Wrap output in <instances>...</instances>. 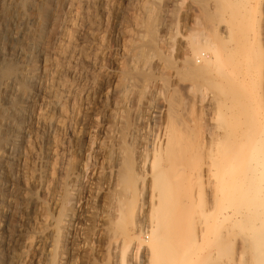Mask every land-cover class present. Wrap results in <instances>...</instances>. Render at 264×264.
<instances>
[{
  "label": "rangeland",
  "instance_id": "1",
  "mask_svg": "<svg viewBox=\"0 0 264 264\" xmlns=\"http://www.w3.org/2000/svg\"><path fill=\"white\" fill-rule=\"evenodd\" d=\"M44 1L46 0H0V3L2 2L0 8L4 6V9H0V68L11 58L21 71L27 73L28 80L31 82V88L26 92L28 95L26 93L23 94V102L18 109L20 119L16 121L22 129L20 135L21 149L28 139L32 141L33 153L31 160L37 169H39L40 164L44 163L42 159L43 152L45 154L47 151H53L63 163L73 157L77 161L78 174L75 175V180L73 179L71 193L72 196H80V208L83 211L81 214H85L88 207L90 214L96 210V204H99L98 196H102L101 193L113 185L110 182L111 180L106 177V173L109 176L111 171L116 170L117 166L113 158L114 155L117 156L120 153L117 144H115V136H117L116 123L119 120V112L122 110L119 107H122V104V108L132 107V103L129 104V102L135 100L132 96H135L133 92L136 90L145 89L160 101L164 100L165 96H167L168 99H173L172 101L175 102L179 127L181 131L183 130L184 138L187 141L189 140V144L184 146V150H177L176 154L178 158L177 156L174 159L163 156L154 160V150L150 146L153 143L154 134L149 130L144 137L146 145L144 149L143 146L139 147L141 149L138 152L141 156L140 159L137 158L142 165V175H146L143 183V196L146 202L150 196H155V193L157 194V190L147 184L150 180V166H153V161L156 164L158 162L163 166H170L173 180L177 178L176 172V174H186L187 177L189 176V189L186 188L187 190L182 192L185 195L179 193L174 196L190 197V208L187 214L193 218L194 222H198L199 228H205L204 222H206L207 218L210 215L220 213V210L217 212V208H219L218 199L221 198L219 196H224L220 190L221 181L219 178V171H221L223 165L222 158H225L235 149L234 147L231 151L228 150L230 147L228 137L232 134L244 132L250 117V122L255 128V133L257 135L260 133L264 134V0H233L237 2L241 10L247 11L249 21L254 19L253 25L247 26V20L245 18L243 20V26L247 27V29L245 28V36L247 39H250L254 54L251 56L244 54V51L229 52L221 50L216 55V60L208 69L209 71L206 72L203 83L201 80L198 82L197 80L185 79L183 76L185 67L182 66L184 65L182 63L185 57L191 56L190 45L192 42L197 43L199 41L197 44L199 50L207 49L205 54L213 55L214 52H211L209 45L211 42H216L211 31L212 25L216 30L221 28V25L229 27V11L220 10L218 5H216V0H207L208 9L215 15V19L210 22L200 15L199 7L194 0H98V8L96 7L94 17V21H97L93 23L90 35L88 30L89 17L86 15L88 13V8L85 6L86 1L50 0L52 7H55L53 9L56 12L53 11L58 16L57 21H52L53 19L50 17L45 25V32L41 38L42 42L40 41L38 45L39 42L35 43L32 41V34L37 30L38 9ZM185 1H188V6L184 5L186 4ZM145 5L152 7L159 6V13H163L159 21L160 29L157 32L159 48L156 51L145 48L147 57L136 60V50H132L131 45L136 41L139 42V39L143 36L144 31L139 21L144 17ZM190 5L196 9L192 10L193 7ZM181 17L183 18L182 20ZM193 19H198L199 24ZM85 20L86 22H84ZM206 23L208 26L205 25ZM207 37L209 40H205L208 39ZM196 39L197 41H195ZM203 40L205 41L203 42ZM231 45H233L232 42ZM104 48H107V52H105ZM159 50L161 53L163 51V54L168 57L170 64L164 63L162 55L157 53ZM56 62L57 64H55ZM134 63H137L140 68L152 72L154 76L152 80L121 78L122 68L125 65H132ZM31 67H35L34 71L30 70ZM220 67L223 69V72L226 70V73L221 71L222 74H226L229 77L234 74L233 78L241 76L240 79L244 81V83L242 82L243 85L240 84V87L236 86L235 89L242 90L241 92L244 93L242 99L247 103L245 115L238 117L235 116L236 114H232V98L227 94L232 91V88L228 84L221 83ZM236 73L238 76H236ZM246 75L247 78L245 77ZM209 76L213 78H211L213 81L209 82ZM12 85L13 83L10 80L0 82V100L2 99V102L6 95L14 94L15 90ZM124 88L125 92L123 94ZM127 89H130L129 91L131 92ZM114 90L117 93L113 92ZM125 93L126 96L124 97ZM43 94L44 96H42ZM54 94L56 95L53 97ZM101 111L103 112L101 113ZM69 130L70 132L68 133ZM48 147L51 150H47ZM197 178L198 181L196 180ZM259 188L264 189V186H260ZM216 196H218V201L216 200ZM93 197H96L95 199L97 200ZM217 203L218 205H216ZM213 210H216V212L214 211V213ZM217 214L213 216L216 217L213 224H216L217 228L220 227V229L218 228L219 230H217V228L215 229L216 226L213 227L212 221L214 218L211 217L210 225H207L206 246L205 244L203 245L204 247L202 246L204 250H200V258L198 257V259L205 258L206 264H224V262L225 264H231L239 247V239L226 221L221 220L222 222H220L219 219H222L221 213ZM217 216L220 218L217 219ZM143 218L145 221L146 217L143 216ZM143 224L142 230L146 234L148 223L144 222ZM78 227H81V225L79 224ZM211 227L215 230L214 233L212 229L210 233L209 228ZM5 234L3 233L0 239V254L3 256L2 261L5 260V263L1 261L0 264H20L18 261H10L13 237H11V233ZM78 234H80V231H78ZM215 234L218 235L217 240ZM223 239L228 240L223 241ZM91 240L89 241L92 257H90L91 264H117L113 256H110L111 253L107 251V242L98 243L95 239ZM227 252L231 254L230 257ZM136 253L133 255L132 263H130L146 264L147 253L144 249L140 248ZM74 261H70L68 264H73ZM96 261L99 262L97 263Z\"/></svg>",
  "mask_w": 264,
  "mask_h": 264
},
{
  "label": "bare ground",
  "instance_id": "2",
  "mask_svg": "<svg viewBox=\"0 0 264 264\" xmlns=\"http://www.w3.org/2000/svg\"><path fill=\"white\" fill-rule=\"evenodd\" d=\"M84 1H86V4L84 3L86 8H88V13L85 14L89 17V29H87L89 30L90 35L92 25L97 21H94V17L96 9L98 8V0ZM187 2L184 4L185 6H188ZM194 2L198 5L199 13L204 19L209 22L215 19V15H213L207 7V0H194ZM216 2V5H218L220 10L229 11L230 16L227 15L229 17V27L227 28V26L221 25L222 27L216 30L211 24L212 34L216 39L215 43H209L211 52H214L213 55H206L205 53L207 49L199 50L197 45L199 41L197 43L192 42L190 45L191 56L185 57L182 63L184 64L182 66L185 67V71L184 73L181 72L185 79L197 80L198 82L201 80L203 83V79L206 77V72L209 71L208 69L215 62L216 55L221 50L229 52L244 51V54L251 56L254 54L252 43L250 42V39H247L245 36V28L247 29L246 26L253 25L254 19L249 21L247 11L245 12L243 9L241 10L237 5V2L233 0H216ZM178 3L181 2L179 1ZM153 4L155 5V3ZM3 7L4 6L0 9H4ZM192 7V10L196 9L194 6ZM53 8L55 7H52L50 0L44 1L39 6L37 30L32 34V41L35 43L39 42L38 45L40 44L41 38L45 32V25L50 17L53 19L52 21H57L58 16L55 14L56 10ZM144 11V17L139 21L144 31L142 34L143 36L139 39V42L136 41L131 45V49L136 50V60L145 59L147 57L145 48L154 49L155 51L159 48L157 32L160 29L159 21L163 13H159V6L152 7L145 5ZM244 18L247 20L246 22H248L246 26H243ZM182 19L183 18L181 17V20ZM193 20L197 21L198 19ZM84 22H86V20ZM209 22L208 24H210ZM208 24L206 23L205 25L208 26ZM205 40H209V38ZM205 40H203V42ZM195 41H197V39ZM231 42L233 45H231ZM106 49L104 48L105 52H107ZM157 53L162 55L164 63L167 65L170 64V60L163 54V51L161 53L159 50ZM91 54L93 55V53ZM55 64H57V62ZM218 66H220V64H218ZM34 69L35 67H31L30 70L34 71ZM220 69L221 83L228 84L232 88V91L227 93L232 98V114H236L235 116L238 117L240 115H245L247 103L242 99L244 93L241 92L242 90L235 89L236 86L240 87V84L243 85L244 81L240 79V75V77L237 78L232 77L234 74L229 77L226 74H222L221 71L223 72V69L221 67ZM224 72L226 73V70ZM121 74V78L133 80H152L154 77L152 72L140 68L137 63L125 65L121 70ZM236 76H238V74ZM245 77L247 78V75ZM211 78L212 77L208 78L209 82L213 81V78ZM8 80L13 83L12 86L15 92L13 95H6L3 98V102L1 101L2 99L0 100V239L3 233H11V237H13L11 254L9 253L11 258V260H9L11 262L18 261L20 264H68V262L75 260L73 264H91L89 241L95 239L98 243H108V246L106 245L108 247L107 251L108 253H111L110 256H113L117 264H131L133 255H135L136 251L140 248L144 249L147 253L146 264H206L205 258L199 260L198 257L200 258V250H204L202 246L206 243L205 240H207V225H210L211 217L214 218L212 224L214 223L216 217L213 216L217 213L212 216L210 215L209 217L207 216L208 218L206 222H204L206 226L205 228H199L198 222H194L193 218L187 214L190 208V197L174 195L189 189V176L187 177L184 173L176 174V172L175 175H177V178L173 180L171 177L170 166H163L158 162L156 164L152 160L153 166H150V180L147 184L153 189H156L157 194L155 193V196H150L149 200L146 202L145 197L143 196L142 190L146 175H142V165L137 158L140 159L141 155L138 151H140L141 148L139 149V147L143 146L144 149V146L146 145L144 137L149 130L154 134L153 143L150 145L154 150V160L155 158L158 159L163 156L173 159L177 156L178 158V155L176 154L177 150H184V146L189 144V140L187 141L186 138H184L183 130L181 131L179 127V118L175 102L172 101L173 99L170 100L165 96V99L160 101L157 97L153 96L151 92L149 93V91L141 89L140 91L136 90L133 92L135 96L132 97L135 100L129 102V104L132 103V107L122 108L123 104L122 107L118 106L119 109L121 108L122 110L120 109L119 120L116 123L117 136H115V144H117L120 153L117 156L114 155L113 158L117 166L116 170L113 172L111 171L109 176L108 173H106V177L111 180L110 182H112L113 185L109 182L112 185L111 188L108 190L104 189L105 191L101 193L102 196H98L99 204H96L95 211H92L89 214L88 207L86 213L81 214L83 211L80 208V196H72L71 193L73 181L75 180L74 177L78 174L77 161L72 157L69 160L66 159L67 161L63 163L53 151H47V153L44 154L43 152L42 154L44 163L40 164L39 169H37L34 167V163L31 160L33 153L32 141L28 139L21 149L20 135L22 129L16 121H19L20 119L18 109L23 102V94L30 90L31 82L28 80L27 73L21 71L11 58L0 68V82ZM113 92H115V90ZM124 92L125 88L123 94ZM55 95L56 94H54L53 97ZM42 96H44V94ZM112 96L114 97L113 94ZM125 96L126 93L124 97ZM118 105H120V103H118ZM102 112L103 111H101V113ZM13 121L15 122L13 123ZM250 121L251 117L244 132L232 134L228 137L230 145L228 150L231 151L234 147L235 149L225 158H222L223 165L221 171H219V178L221 181L220 190L224 196H219L221 198L218 199L219 208H217V212L220 210L221 214H218L222 215V219H219L220 217L218 218V216L217 219H219L220 222H222L221 220L226 221L228 225L232 227L234 230L233 232H235L236 237L239 239V247L231 264H264V189L259 188L260 186H264V134L260 133L257 135L255 133V128ZM69 132L70 130L68 133ZM184 134L186 133L184 132ZM117 148L116 150H118ZM47 150L51 149L48 147ZM106 180L108 179L106 178ZM196 180L198 181V178ZM217 197L218 196H216V200ZM218 203L216 205H218ZM214 211L216 212V210H213V212ZM143 216L146 217L145 221ZM144 222L148 223L146 234L143 233L142 230ZM79 224L81 227H78ZM213 227L216 229L217 225L215 224ZM218 228L220 229V227ZM218 228L217 230H219ZM211 229L214 233L215 230L212 227L209 228L210 233ZM78 231H80V234H78ZM217 237L218 235L215 237L216 240ZM227 240L223 239V241ZM230 255L231 254H229V257ZM2 258L3 256L0 254V263Z\"/></svg>",
  "mask_w": 264,
  "mask_h": 264
}]
</instances>
